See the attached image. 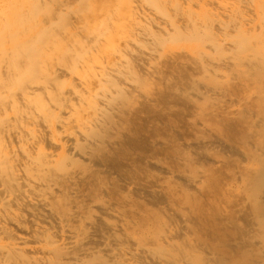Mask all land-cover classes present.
<instances>
[{
    "label": "bare ground",
    "instance_id": "1",
    "mask_svg": "<svg viewBox=\"0 0 264 264\" xmlns=\"http://www.w3.org/2000/svg\"><path fill=\"white\" fill-rule=\"evenodd\" d=\"M83 2L0 0V264H264V0Z\"/></svg>",
    "mask_w": 264,
    "mask_h": 264
},
{
    "label": "rangeland",
    "instance_id": "2",
    "mask_svg": "<svg viewBox=\"0 0 264 264\" xmlns=\"http://www.w3.org/2000/svg\"><path fill=\"white\" fill-rule=\"evenodd\" d=\"M11 3L14 8L13 26L38 30L46 51L53 46L60 47V44H64L63 39H53L48 32L50 29L59 35L65 33L77 15L79 18L83 17L91 10L83 0H11ZM45 60L49 62V57H45ZM246 249L247 253L239 257L232 249L222 260L215 258L209 264H254L258 253L251 248Z\"/></svg>",
    "mask_w": 264,
    "mask_h": 264
}]
</instances>
